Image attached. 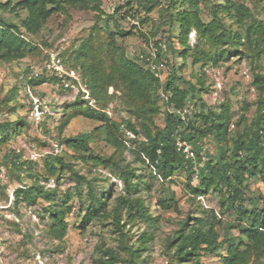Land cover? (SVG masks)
<instances>
[{"label": "trees", "instance_id": "trees-1", "mask_svg": "<svg viewBox=\"0 0 264 264\" xmlns=\"http://www.w3.org/2000/svg\"><path fill=\"white\" fill-rule=\"evenodd\" d=\"M127 11L133 12V3H138L147 13H152L157 7L166 4L159 10V18L165 19V26L171 29L177 26L179 33L177 37H168L166 42L157 41L150 45L151 52L137 56V62L126 56L125 49L115 45L114 35L111 41L103 47L98 41L100 28L93 27L90 35L81 44L78 50H73L66 56L60 54L65 65L79 74L81 80L90 96L85 99V94L80 93L75 103L68 106L66 113L62 116L63 122L59 124L61 134L65 126L75 116L101 123V129L105 134L108 144L122 152L124 130L130 132L140 144L135 146V151L140 163L147 165L163 180H172L182 172L189 175L190 181L193 176L200 175V183L192 187L188 185L194 197H201L209 193L211 189H220V185L227 188L229 207L236 210L237 202L241 195L248 190L245 183L249 179H258L264 186V141L261 132H264V108L255 121L254 128L250 134L238 133L234 140L231 151H228L231 115L228 105H223L220 112L206 109L202 93L206 90L201 81L197 85L189 84L191 89H183L178 83L182 78L178 74L176 64L170 66V75L165 83H161L159 74L163 73L162 57L169 51L175 52L173 40H178L181 51L178 52L183 66H186L188 58H194L195 63L205 62L214 65L228 61L233 54H239L251 60L252 64H258L264 57V22L257 19L247 5L248 0H224L222 7H213V19L206 23L202 19L199 0H126ZM256 7L264 0H249ZM187 7L177 9L178 5ZM68 8L79 11L94 10L103 19L105 13L101 10L100 0H7L0 3V62H13L25 58L29 53L38 51V48L27 39L26 34L38 35L46 23L55 15L66 14ZM264 9V7H262ZM123 7H119L115 14H119ZM14 13L19 17L20 12L26 13L21 24L9 21L6 13ZM264 12V10H263ZM132 14V13H130ZM134 18L133 15H131ZM229 17L230 23L225 21ZM110 17L105 21L106 31L110 29ZM150 19L142 22L145 24ZM116 28H121L116 23ZM173 30V29H172ZM195 30L198 39L206 41L207 49L197 52L190 47L189 34ZM96 34V35H95ZM121 38L130 36V33L119 31ZM233 50V51H232ZM145 63L149 69L139 64ZM45 63V62H44ZM42 64V66L44 65ZM42 66L38 68H42ZM152 66L156 69L153 70ZM33 70L25 73L24 90L35 89L45 83L61 85L59 78L44 72L39 78H31ZM254 86L264 95V75L256 74ZM113 87L122 92V98L129 106L130 115L139 121V126L122 119L114 121L105 111L108 100L107 92ZM164 94V105L166 106L165 127L163 129H152V116L160 112L159 93ZM65 92H69L63 89ZM27 92V91H26ZM200 102L196 113L186 115L189 95ZM26 95L29 97L30 93ZM264 107V97L261 101ZM30 107V103L28 104ZM16 109H12L15 112ZM48 117L41 124L30 121L28 117H20L16 121L0 122V145L7 146L11 139L20 135L22 129L27 125H34L39 130L48 133ZM141 119V120H140ZM125 128V129H124ZM213 137L222 145L216 160H209L203 164L201 169L197 166L203 161V141ZM93 137L90 134H81L74 138L61 139L60 145L65 149H72L83 154L84 158L96 166L111 168L113 172L119 170V178L124 182V195L117 199V204L112 211H108L107 199L101 197L97 190L90 188L88 191V203L85 206L79 229L84 230L94 220L108 217L110 213L114 218V225L122 237L124 252H128V258H122L121 254L113 248L101 249L102 255L96 259L97 264H143L142 252L147 241L142 245L130 244V237L126 230L128 225L135 222H144L155 225L154 219L149 215L144 200L138 195L140 191L139 179L134 170L128 165L122 166L112 158H104L99 155H90V144ZM180 142H185L191 147L194 155L187 157L179 147ZM230 152L229 158L227 154ZM11 153L13 167L20 172H25L28 162H20V156ZM26 166V167H25ZM46 167L52 177H58L64 170L71 173L78 183L84 182L81 176L71 164H66L58 154H51L46 158ZM28 173L33 180L31 185H24L15 192L16 202L26 200L29 204H38L44 199L49 204V216L51 226L49 233L55 240H63L68 232L69 226L66 221V211L55 197V190H46L39 182L40 179L33 170L28 167ZM22 183L23 180H21ZM134 196V197H132ZM262 209L254 212H242L244 217L240 219L237 235L231 233L234 224H228L224 231L223 239L217 235V225L214 218L195 219L189 225L185 221L180 231L173 237L169 247L175 248L173 258L176 264H203L202 256L206 254H218L225 248L224 254H218L223 264H250L258 262L264 257V195L260 196ZM161 206L169 209V200L162 201ZM220 240V241H219Z\"/></svg>", "mask_w": 264, "mask_h": 264}, {"label": "rangeland", "instance_id": "rangeland-1", "mask_svg": "<svg viewBox=\"0 0 264 264\" xmlns=\"http://www.w3.org/2000/svg\"><path fill=\"white\" fill-rule=\"evenodd\" d=\"M101 10L105 13L103 19H98V13L94 10L79 11L68 8L66 14L53 16L38 35L26 34V37L37 48L38 51L29 53L25 58L10 63L0 62V122L16 121L18 118L28 117L31 95L42 97L50 101L52 111L56 114L49 122L48 133L39 130L34 125H27L22 129L20 135L12 138L7 146L0 145V264H97L96 259L102 255L101 249L113 248L121 254L122 258H128V252L121 247L122 237L114 225L112 214L94 220L84 230L79 229L85 206L88 203V191L92 187L97 193L107 199L108 211H112L117 204V199L124 195V182L120 180L119 170L96 166L88 161L82 153L72 149H65L60 145L61 139L74 138L81 134H90L93 137L90 144V155H99L104 158H112L122 166L128 165L139 177L135 181L140 183V193L144 200L146 210L154 219L155 225L144 222H135L128 225L126 230L130 237V244L142 245L147 241L142 252L143 264H176L173 258L175 248L169 247L173 237L180 231L185 221L193 224L199 218H205L207 212L209 218L216 222L217 235L222 240L224 231L228 224H234L230 231L237 235L240 219L244 217L242 212H254L262 209L260 196L264 195V186L258 179H249L245 184L248 190L241 195L237 202L236 210L229 207L227 188L220 185V189H211L208 194L194 197L188 185L192 187L200 183L201 176H193L190 181L189 175L182 172L172 180H163L155 174L147 165L139 162L135 146L140 140L130 132L124 130V136L120 137L123 143L122 152L108 144L105 134L101 129V123L75 116L65 126L62 134L58 127L62 116L67 112L66 108L76 101V92H65L61 85L45 83L35 89L24 90L25 73L42 66L51 54H62L66 56L73 50H78L81 44L92 33L93 27L100 28L98 41L103 47L111 41L114 35L115 45L125 49L126 56L137 62V56L149 54L150 45L157 41L166 42L168 37H177L179 28L165 26V19L159 18V10L167 7L166 4L157 7L152 13L133 3V12L127 11L126 0H100ZM7 0H0L5 3ZM202 19L208 23L213 19V7H222L224 0H199ZM247 5L254 16L264 22V1L256 7L249 0ZM119 7H123L119 14H115ZM187 7L178 5L177 9ZM132 13V14H130ZM19 17L14 13H6L5 17L12 22L21 24L26 13L20 12ZM134 18H132V16ZM110 29L106 31L107 18L110 19ZM150 19L147 23L142 22ZM227 23L231 20L225 18ZM117 25L121 28L118 30ZM119 31L130 33L126 38H121ZM96 35V34H95ZM190 47L197 52L207 49L205 40L198 39V34L193 30L189 34ZM176 51H181L178 40H173ZM169 51L162 57L164 72L159 74L161 83H165L170 75V66L176 64L178 74L182 78L178 85L183 89H191L190 83L197 85L199 81L205 84L206 90L202 98L206 109L220 112L223 105L230 108L231 124L228 151L232 150L234 140L238 133L249 135L254 128L262 109L261 101L264 97L262 92L254 86L256 74L264 75V57L258 64H252L251 60L233 54L226 62L195 63L194 58H188L186 66H183L178 52ZM233 51V50H232ZM141 66L149 69L145 63L139 62ZM72 69V68H70ZM73 70V69H72ZM74 71V70H73ZM30 93L28 97L27 92ZM108 100L105 111L114 121L122 119L132 121L139 126V121L130 115L129 106L122 98V92L109 88ZM159 106L160 112L152 116V129H163L165 127L164 94L160 90ZM200 102L189 95L184 117L196 113ZM16 109L15 112L12 109ZM141 120V119H140ZM140 127V126H139ZM203 161L197 166L198 169L209 160H216L222 147L213 137L203 141ZM190 147V153L191 152ZM11 153L20 156V162H28V167L33 170L40 179L41 185L46 190H55L57 203L66 211V221L69 229L63 240H55L51 237L49 229L51 219L49 216V204L40 199L39 203L29 204L26 200L16 202L15 192L31 185L29 168L20 172L13 167ZM12 154V155H13ZM51 154H58L66 164L73 165L74 169L85 181L78 183L67 170L58 177H52L46 167V158ZM191 155H194L192 153ZM230 152L227 154L229 158ZM23 180L24 183L21 182ZM134 197V196H132ZM169 200V209L161 206L162 201ZM219 240V241H220ZM225 248L218 251L224 254ZM216 254L202 256L203 264H223L222 259ZM253 264V263H250ZM264 264V257L255 262Z\"/></svg>", "mask_w": 264, "mask_h": 264}, {"label": "built area", "instance_id": "built-area-1", "mask_svg": "<svg viewBox=\"0 0 264 264\" xmlns=\"http://www.w3.org/2000/svg\"><path fill=\"white\" fill-rule=\"evenodd\" d=\"M152 69L155 70L156 67L152 66ZM44 72L59 78L64 90L69 92L75 91L77 94L76 97L80 93H84L85 99L90 100L89 93L83 84L81 77L78 73L65 65L60 54H51L41 69L34 68L31 78H39ZM90 104L94 105V101L90 100ZM55 115L56 114L52 111L50 101L42 97L31 95L30 109L28 111V119L30 121H33L36 124H41L48 117L54 118ZM261 135L262 141H264V132H261ZM179 147L187 157H190L189 145L185 142H180Z\"/></svg>", "mask_w": 264, "mask_h": 264}]
</instances>
